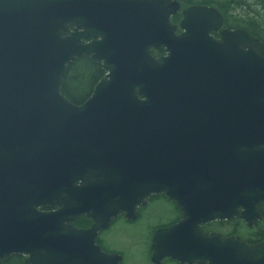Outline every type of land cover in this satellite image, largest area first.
Instances as JSON below:
<instances>
[{"label": "water", "instance_id": "1", "mask_svg": "<svg viewBox=\"0 0 264 264\" xmlns=\"http://www.w3.org/2000/svg\"><path fill=\"white\" fill-rule=\"evenodd\" d=\"M178 0H0V264H119L97 244L163 195L181 219L153 260L264 264V241L208 234L264 217V41ZM164 50L160 58L154 51ZM105 76L81 105L63 79ZM44 208L56 210L45 212ZM92 222L90 229L73 225Z\"/></svg>", "mask_w": 264, "mask_h": 264}, {"label": "flooded vegetation", "instance_id": "2", "mask_svg": "<svg viewBox=\"0 0 264 264\" xmlns=\"http://www.w3.org/2000/svg\"><path fill=\"white\" fill-rule=\"evenodd\" d=\"M178 1L182 10L175 17H179L180 21L182 12L189 7L206 6L217 10L223 18V25L219 31L213 32L212 36L215 39H220V33L223 30H246L256 37L243 26L242 19H244V16L241 14L240 8L245 5L249 11H252L257 4L256 1L264 0H214L211 5H193L188 7H184L181 0ZM175 17L172 18V23L178 26L177 34H180V21L175 23ZM162 201L166 202V204H163L164 207H157L156 205L162 203ZM42 210L50 212L56 209L44 208ZM180 219L181 213L175 203L164 196H156L151 198L146 206L139 208V217L136 220L131 221L125 216H119L111 223L109 228L99 231L96 244L107 254L120 257L119 264H181L171 258H164L158 263L154 262L152 249L154 234L160 229L172 227ZM79 220L73 222L75 227L79 229L91 228L92 222L88 226H83L82 223L78 222ZM263 222L264 217L262 220L255 222L253 226H249L245 220L235 218L232 221H216L203 226L202 229L208 234H218L225 238L236 237L249 246H256L264 241ZM140 224H143V228L138 233V236L135 237V227ZM26 259L27 257L22 255H12L2 261L1 264H25Z\"/></svg>", "mask_w": 264, "mask_h": 264}, {"label": "trees", "instance_id": "3", "mask_svg": "<svg viewBox=\"0 0 264 264\" xmlns=\"http://www.w3.org/2000/svg\"><path fill=\"white\" fill-rule=\"evenodd\" d=\"M213 1L181 0L184 7L211 5ZM256 3L252 11H249L245 5L243 8H240L241 14L244 16L242 24L253 35L264 41V1H256ZM174 20V22H177L179 17H175ZM163 53V50L155 51L154 55L160 57ZM104 76L105 72L101 64L92 61L90 56H83L68 66L63 79L62 93L74 104L81 105L92 95L94 87ZM162 204H166V202L162 201ZM78 222L82 223L83 226H88L91 223L86 218L80 219ZM262 224V230L264 232V222Z\"/></svg>", "mask_w": 264, "mask_h": 264}, {"label": "rangeland", "instance_id": "4", "mask_svg": "<svg viewBox=\"0 0 264 264\" xmlns=\"http://www.w3.org/2000/svg\"><path fill=\"white\" fill-rule=\"evenodd\" d=\"M179 21H180V19L177 22H179ZM177 22H175V23H177ZM156 206L159 207V208L164 207V205L162 203L157 204ZM142 228H143V224H140V225L135 227V232H134L135 233V237L138 236V233L142 230Z\"/></svg>", "mask_w": 264, "mask_h": 264}]
</instances>
